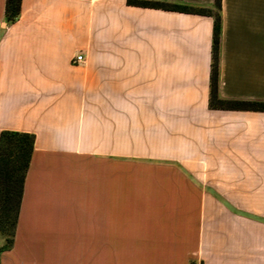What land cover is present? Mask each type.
<instances>
[{"label":"crops","instance_id":"0c3cea01","mask_svg":"<svg viewBox=\"0 0 264 264\" xmlns=\"http://www.w3.org/2000/svg\"><path fill=\"white\" fill-rule=\"evenodd\" d=\"M5 9L0 135L36 143L1 264H264V111L210 107L212 17L22 0L8 24ZM222 20L221 96L264 101V0H223Z\"/></svg>","mask_w":264,"mask_h":264},{"label":"trees","instance_id":"16d2710c","mask_svg":"<svg viewBox=\"0 0 264 264\" xmlns=\"http://www.w3.org/2000/svg\"><path fill=\"white\" fill-rule=\"evenodd\" d=\"M22 0H6L8 24L17 22ZM222 1L214 7H196L153 0H128L129 5L167 11L210 16L214 19L211 67L210 107L221 110L264 111V101L228 100L220 94V62L223 33ZM36 135L19 131H2L0 135V264L4 252L13 248L25 182L35 150ZM190 264H198L192 261ZM203 264V263H200Z\"/></svg>","mask_w":264,"mask_h":264},{"label":"built area","instance_id":"2783aa9c","mask_svg":"<svg viewBox=\"0 0 264 264\" xmlns=\"http://www.w3.org/2000/svg\"><path fill=\"white\" fill-rule=\"evenodd\" d=\"M75 61H76L77 63L83 62V61H84V57H83L82 55H79V56H77V57L75 58Z\"/></svg>","mask_w":264,"mask_h":264},{"label":"rangeland","instance_id":"374dc122","mask_svg":"<svg viewBox=\"0 0 264 264\" xmlns=\"http://www.w3.org/2000/svg\"><path fill=\"white\" fill-rule=\"evenodd\" d=\"M0 244H1V242H0ZM71 248H72V249L75 248V251L73 250L72 254L75 253V257H76V247H71ZM70 264H77V263H76V259H74V260L72 259V261H71Z\"/></svg>","mask_w":264,"mask_h":264}]
</instances>
